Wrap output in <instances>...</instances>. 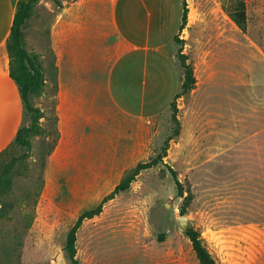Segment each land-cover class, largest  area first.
I'll return each mask as SVG.
<instances>
[{"label":"rangeland","instance_id":"374dc122","mask_svg":"<svg viewBox=\"0 0 264 264\" xmlns=\"http://www.w3.org/2000/svg\"><path fill=\"white\" fill-rule=\"evenodd\" d=\"M238 1L186 0L187 24L171 44L176 90L182 89L180 53L196 83L176 99L179 128L168 107L154 122L152 154L142 162L168 143L163 161L84 220L77 231L78 264H200L189 227L199 230L218 264H264V0H245L246 29L229 15ZM38 4L36 21L45 27L60 5ZM45 97L44 117L28 142H13L0 153V187L5 176L12 181L3 198L7 206L0 202V264H73L65 249L68 233L107 195L46 189L56 140L53 90ZM31 123L28 116L24 126Z\"/></svg>","mask_w":264,"mask_h":264},{"label":"crops","instance_id":"0c3cea01","mask_svg":"<svg viewBox=\"0 0 264 264\" xmlns=\"http://www.w3.org/2000/svg\"><path fill=\"white\" fill-rule=\"evenodd\" d=\"M20 1L0 0V153L30 116L10 73L8 44ZM60 2L45 27L36 21L40 4L24 27L26 48L39 54L45 72L37 105L53 90L57 116L45 187L101 199L150 157L154 122L180 92L171 44L184 0Z\"/></svg>","mask_w":264,"mask_h":264},{"label":"trees","instance_id":"16d2710c","mask_svg":"<svg viewBox=\"0 0 264 264\" xmlns=\"http://www.w3.org/2000/svg\"><path fill=\"white\" fill-rule=\"evenodd\" d=\"M39 0H22L18 4L17 13L14 20V26L12 30V35L8 44V50L11 58V76L18 83L20 92L22 95V100L24 103V107L31 117V125L22 126L15 138V143L24 144L26 141L28 142V137L30 134L35 133L34 131L39 128L40 119L44 117V111L39 108L34 100L36 97L42 95L45 87V72L43 68L42 61L40 60L39 54L35 52H30L26 48L25 43V32L24 27L27 25L28 20L32 16L34 12V6ZM58 5H61L60 0H54ZM188 7L187 2L184 0V15H183V23L181 28H184L188 21ZM230 17L236 22L239 27L242 29H246L247 23V11H246V3L245 0H239L236 9L229 13ZM176 40H179V36H176ZM180 65L183 70V83L181 91L176 95V99L184 93H187L190 89H192L196 83V77L194 75L193 67L190 63L187 62V56L184 53H180ZM176 99L173 101L171 105V109H173V120L177 124L178 128L180 125V121L177 117L178 107L176 104ZM54 118H55V135L56 140L52 149L54 148L57 139H58V127H57V116L54 110ZM178 130H176V134ZM168 143L163 148V152L158 156L151 158L149 161L140 162L135 167L127 170L121 180V182L113 189L112 192L107 194L101 202L94 208L88 209L80 214L76 223L71 228L68 233L67 243L65 249L69 258L71 259L73 264H78V260L76 258V241H77V231L80 226L83 224L84 220L91 219L97 215H99L103 211L104 204L113 199L117 194L123 191H127L132 182L136 179V177L140 174V172L144 169L151 168L153 166L158 165L163 161V157L167 154ZM8 173L11 172L12 167L8 168ZM172 175L176 181L178 187V194L183 196L184 190L181 181L178 178L177 171L172 167L170 168ZM4 183L0 187V202L5 204L3 198L7 194V192L11 189L12 181L8 176L4 177ZM189 205L188 198L185 199V202L182 206V213L185 214L187 211V207ZM3 208V206L1 207ZM1 211V209H0ZM188 238L192 243V247L196 256L200 262V264H218L216 259L213 257L211 252L208 250L205 245L204 239L201 237V233L199 230L189 227L186 231ZM160 240H164V235H161Z\"/></svg>","mask_w":264,"mask_h":264},{"label":"water","instance_id":"95a60500","mask_svg":"<svg viewBox=\"0 0 264 264\" xmlns=\"http://www.w3.org/2000/svg\"><path fill=\"white\" fill-rule=\"evenodd\" d=\"M180 220L183 225H185L188 221L186 216H181Z\"/></svg>","mask_w":264,"mask_h":264}]
</instances>
